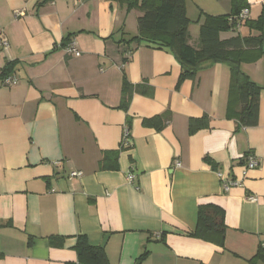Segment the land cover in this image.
<instances>
[{"label":"crops","instance_id":"0c3cea01","mask_svg":"<svg viewBox=\"0 0 264 264\" xmlns=\"http://www.w3.org/2000/svg\"><path fill=\"white\" fill-rule=\"evenodd\" d=\"M263 3L186 0L190 45L234 5L248 17L220 38L258 36L247 22ZM139 15L127 0H0V264L76 263L79 236L108 264H264V46L240 64L260 88L257 123L242 126L229 66L180 81L171 51L131 41ZM207 203L222 237L187 233Z\"/></svg>","mask_w":264,"mask_h":264},{"label":"trees","instance_id":"16d2710c","mask_svg":"<svg viewBox=\"0 0 264 264\" xmlns=\"http://www.w3.org/2000/svg\"><path fill=\"white\" fill-rule=\"evenodd\" d=\"M51 0H40V4ZM129 8L140 11L137 18L138 32L131 41L145 42L155 48L171 51L179 62L182 72L180 81L192 78L196 71L223 62L230 68L229 102L236 100L237 116L240 125L253 126L257 123L258 96L260 88L252 82L240 69L248 50L260 49L264 46V3L257 19L247 22L250 29L260 31L258 36H240L221 39L220 32L237 27L235 16L240 6L234 5L230 15H206L200 25L198 47L189 43L188 26L190 20L186 15V0H127ZM251 52V51H250ZM11 63L1 71L2 78L8 76ZM128 85L123 86L125 94ZM150 119H146L145 123ZM203 118L192 119L188 124L189 133L205 127ZM223 210L211 203L201 204L197 211V224L194 230L187 232L190 236L210 239L217 233L222 237L224 224ZM78 252L76 263L66 264H108L102 247L88 244L84 236H79L75 246Z\"/></svg>","mask_w":264,"mask_h":264},{"label":"built area","instance_id":"2783aa9c","mask_svg":"<svg viewBox=\"0 0 264 264\" xmlns=\"http://www.w3.org/2000/svg\"><path fill=\"white\" fill-rule=\"evenodd\" d=\"M77 2L83 1V0H76ZM248 17V8H243L240 10V12L235 16V19L238 21V25L240 23H242L245 19H247ZM237 25V26H238ZM0 45L2 47H7L8 43L5 40H0ZM65 50L68 54H72L75 56L80 55V51L75 47L74 43L70 42L66 47ZM4 81L6 83H10V79L7 77L4 79ZM14 83V82H13ZM127 135V132L125 133V136ZM245 161H246V169H252L257 167L258 165V160L256 159V157L254 155L248 154L245 156ZM177 165H179L178 162H176ZM81 172L80 171H72L70 173V177H74V176H80ZM126 179L128 182H130L133 179V174L132 173H128L126 176ZM222 186L224 188V190H228L231 186H240L242 184L241 180L238 179H233V180H225L222 179Z\"/></svg>","mask_w":264,"mask_h":264}]
</instances>
